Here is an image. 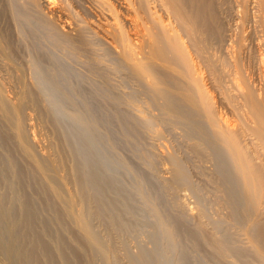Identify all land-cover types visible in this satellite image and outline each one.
I'll return each instance as SVG.
<instances>
[{
  "label": "bare ground",
  "instance_id": "obj_1",
  "mask_svg": "<svg viewBox=\"0 0 264 264\" xmlns=\"http://www.w3.org/2000/svg\"><path fill=\"white\" fill-rule=\"evenodd\" d=\"M1 23L14 25L13 30H0V255L7 264H95V258L100 264H152L150 248L120 257L102 240L100 229L110 237L122 220L113 193L116 185L96 180L97 164L93 170L84 163L86 157L79 161L85 146L83 151L69 140L62 125L75 122L84 136L86 117L97 112L90 96L99 93L103 101L117 103V90L113 92L117 84H110L111 76L119 72L125 73L123 80L137 82L135 90L122 93L121 88L119 97L126 106L140 113L143 105L155 111L140 117L146 129L158 133L162 124L178 129L191 152L214 159L215 164L208 163L214 164L222 198L240 212L244 234L264 264V0H0ZM26 23L38 24L43 37L38 40L48 41L54 53L43 52L47 42L41 50L39 45L32 50L33 41L28 39L34 35L27 39V31L34 26L28 30ZM36 44L42 45V40ZM82 48L93 54L84 64L107 69L100 74L103 83L98 88L69 63L70 54L82 60ZM21 49L28 56L27 71L18 62ZM29 106L46 126L49 123L47 127L52 125L63 169L55 153L48 152L54 138L45 152L37 154L41 140L31 135L32 125L29 122L26 129L24 121ZM107 112L99 115L120 113L114 108ZM175 155L166 151L160 156L176 169L177 177L182 168ZM59 167L64 170L61 177ZM173 177L165 181L172 183ZM66 184L72 186L68 196L62 191ZM226 249L218 248L216 255L242 264ZM155 258L160 264L175 261L159 254Z\"/></svg>",
  "mask_w": 264,
  "mask_h": 264
},
{
  "label": "rangeland",
  "instance_id": "obj_2",
  "mask_svg": "<svg viewBox=\"0 0 264 264\" xmlns=\"http://www.w3.org/2000/svg\"><path fill=\"white\" fill-rule=\"evenodd\" d=\"M5 24L6 25L8 24V25L6 26ZM5 24H3V23L0 24V25H2V27L0 26V30L2 28L3 29L7 28V29L13 30L14 25H12L11 23H10L11 25L9 23H5ZM27 24H28L27 29L28 28L31 29V27H32L31 24H33V23H31V24L26 23V25ZM29 25H31V27H29ZM35 25H38V24H35ZM35 25L33 24V26L35 28L32 27L35 30L31 29L32 30L31 33L29 31H27L29 33V34L26 33L28 35L27 39H28L29 35L30 36L34 35L35 37H37L35 39V37L32 36V37H30L31 40H30V38L28 40L30 41V43L32 41L33 42L36 41L35 43H33V42L31 43V47L39 45L38 48L41 50V48H43L45 46L46 42L48 45H49V43H48V41L45 42V40L40 39V37L38 40V36H41L42 30L39 28V26H35ZM4 26H6V27H4ZM23 26L24 27H22V28L25 30V24L24 23H23ZM37 27H38V29H37ZM3 29L1 31H3ZM38 30H40V32H38ZM33 31L34 32L36 31V35ZM37 32L40 35H38ZM41 38H43V37L41 36ZM41 40H42V45L36 44V43H40ZM48 45H46V48L50 46V45L49 46ZM31 47L29 49H31ZM35 48H37V47L32 48V50ZM46 48H45V50L42 49L45 54L46 53L47 54L54 53V48L52 49L51 46L49 48H47V50H46ZM49 49H51V51H53V52H49ZM82 49H84V48H82ZM82 49H81V51H82L81 56L83 54L82 60L80 61V58L79 59L77 58L78 59V61H77V59L73 58L74 56H72V54H70L71 58H70L69 63H71L72 66L75 63L73 67L77 68L76 71L82 72L83 75H85L87 78H89L87 80L89 82L91 81V84L94 83V85L97 86V88H98L99 86L102 85L101 83H103L102 82L103 80L102 79L100 80V78H102L103 73L105 74V72H107L106 71L107 69L105 68V65L104 66L102 65L103 67L101 65L100 66L94 65L95 66L94 67L93 65L87 66L86 63L84 64L83 63L84 61H86V60L88 61L89 59L91 60V58H93L92 57L93 54L88 48H85L84 52ZM86 49L88 51H86ZM20 53L21 54H20L19 58L21 57L22 60H20L21 59L20 58V59H18V62L19 61H20L19 63L23 62V68H24V70L27 71V69H29V64L27 63V59H26L28 56H26L24 54L23 49H21ZM85 58H86V60H85ZM0 60H1V58H0ZM90 62H91V64H93L92 61H90ZM27 64H28V66H27ZM91 64L89 63V65H91ZM98 72H99V74H98ZM101 73H102V75H100ZM28 74L29 73H26L27 78H28ZM124 76H125L124 72H122V73L119 72V74H116V75L114 74L113 76H111L112 80H111L110 85L113 86V85H115V83L117 85H119V86L115 85L113 88V89H115L113 91L114 93L116 90L119 92L118 93L116 91V93L118 95L115 94L116 99L119 98L117 103L112 104L113 103L112 101L109 103L107 101H103V98L101 97V95L99 93H97L98 95L93 94L90 96V97H92V99H91L92 102H90L91 108L95 112L97 111L96 112L97 115L95 113V117H94V115L91 116L92 119L90 117H86V119L88 121L85 119L86 122H84V124L86 125V123H88L86 125V127L88 129L86 131L84 130V134H83L84 136H82L83 130L81 131L80 128H76L74 126L75 122L74 123L72 121L69 122L68 121L69 119L66 118L68 122L63 121V123H62V125L65 123L64 124L65 127L63 126V128L65 129V133H67L66 135H69V137L72 138V139L69 138V140H71V141L74 140L73 143L74 144L76 143L78 146L80 145L81 149L83 148L82 146H85V148H86V149L83 148L86 151H84L82 149L85 153H78V155L84 154V155H79L80 158L77 156L79 161L80 162L83 161V159H81V157L84 156L87 159L83 157L84 160H86L85 162L84 161L83 162L87 163V164L89 162L90 163L89 165L92 166V168L97 164L96 168L94 167L95 168L94 173H96L97 175H98V173H100L99 175H101V173L102 174L104 173V174H103V176H99V175L97 176L96 175L97 176L96 180L101 181L103 179L102 184H104V183L106 184V182H110V183H108V185L109 184L111 185L113 183L112 185L114 186V188L116 185V189L113 193L116 194L115 197L116 196L118 197V205L117 206L120 208H116L117 212H120L122 210L121 213L117 214V215H119V217L121 216L120 218L122 220L120 222L122 223V221H123V223H122L123 226L119 222L118 223L119 225L117 227L118 230L115 233H113V235H111L110 237L105 236L104 234H106V233L104 231H102L103 229L99 228L101 230V232L104 233V234L101 233V235L99 233L101 238L104 237V238H102V240L104 242L106 241V245L111 246V248H112L111 253H113V251H114L115 252L114 254L116 256L120 255V257H121L122 255L127 254V252L134 255L136 252L139 251V249H141V250L146 249L147 250L150 248V252L152 253L151 255H153V256H150L151 258L150 257L149 258H150L152 264L156 260L155 257H158V254L160 256H163V257L165 256L166 258H168L170 260L175 259V261H176L177 258L179 260L181 259V261H180L181 264H229L231 262L230 259H227L228 261L225 262L226 259L220 258L219 256L216 255L218 248L223 247V249H226V248L228 249V247H229L228 250L232 251V253L234 252L233 253L234 257L237 258V260H239L242 264H245V263H247V264H249V263L250 264H257V263L261 264L263 262V260L261 258H260L261 260H259V257L257 258L256 254L254 253L255 251L250 247L251 245L249 244V241L247 240L248 239L247 236H245V234H244V230L246 228V223H244L245 221L240 218V216H239L240 212L234 211V208L231 207L230 205H228L227 203H225L224 198H222L223 197L222 193H221L222 188L220 189L221 185L219 186L220 183L218 181V177H216L215 173L213 172L214 171L213 165L215 164L214 159L212 157L210 159L207 156H204L200 153L198 154L197 153L198 150H193L191 152V149H193V148H191L189 145L188 146L190 148L187 146V142L184 139H182L181 135H179V134H181V131H179L178 129L177 130L172 129L170 126H167L165 124H162L156 128L159 131L158 133L146 129L145 126L141 123L140 117L150 116L151 113H152L151 115H153V114H155V111L153 112V110L151 111V109L147 110V108H145L144 105L143 106L141 105L142 106L141 107L142 113H140V111L137 110L138 111L137 112L131 108H128V106H126L124 100H122V98H120L121 94L124 92V89H126V91H129L132 89L135 90L137 87V82L135 81L136 83H134L131 81L134 79L123 80ZM112 77H114V78H112ZM90 78H91V80H90ZM122 81L123 82L126 81V82L123 83ZM127 82L129 84H127ZM115 87L116 88L118 87V88L116 89ZM121 88L123 90L122 93H121ZM5 92L6 93L9 92V90L7 89V90H5ZM7 94L9 95V93H7ZM138 97H140V99ZM136 99L141 101V100H143V96L141 94H136ZM93 101H95V102H93ZM96 102H97V104H95ZM119 102H120V104H119ZM121 102L124 104V106ZM98 106L102 107L103 109L99 108ZM112 107L117 112L118 111L120 112V113L118 112L119 115H115V116L109 115V117L106 116L105 118L101 117L99 115V112L108 113L107 110L113 109ZM29 108L33 109L30 106L26 109L28 110ZM26 109L24 111V117L26 118V119L24 118L25 119L24 121H26L25 122L26 123L25 124L26 129H27L28 123L30 122L29 124L32 125V129H30L31 135H33L32 133H34V135H36V138L38 139V141L39 140L42 141V142L39 141V144H41L39 149L36 148V150H37L36 152H38L37 154L40 155V153H43L46 151V150H44V148L46 146L50 145V143L54 139L55 140L53 141V143L55 141L57 142L56 137L55 138L52 137V136H55V133H54V130L51 129L52 128L51 124H50V127H47L49 125V123L46 126L45 125L46 122H44L45 121L44 119H40V117H38L35 114V112H33V110L32 111L31 110L26 111ZM144 112H145V114H144ZM25 114H26V116H25ZM120 114L122 115V117ZM128 116H130V117H128ZM102 119H105V120H102ZM89 122H90V124H89ZM93 122H94V124H93ZM98 123L100 126L98 125ZM44 126H45V128H44ZM76 126L78 127L79 125L77 124ZM93 126H96V127L94 128ZM48 128L50 131L47 130ZM104 128H106V129H104ZM67 129H68V131H67ZM76 129L77 130L79 129L82 133L80 131L77 132ZM88 130H90V131H88ZM172 130H174V131H172ZM104 131H105V133H104ZM50 132H53L54 134H52V136H51ZM72 132H74V133H72ZM85 132H87V133H85ZM27 133H29V132H27ZM97 133H99V134H97ZM106 133H108L107 134L108 136L104 135ZM49 134L51 137L49 136ZM93 134H96V135H93ZM100 135H102V136H100ZM94 136H95V139H94ZM78 137H79V139H78ZM50 138L51 139L54 138V139L51 140ZM74 138H76V140H78V141H80V140H82V141H80V143L77 141L75 142ZM85 139L87 140V142ZM110 139H111V143H109ZM83 140H84V142H83ZM106 141L109 144H107ZM56 142H55V144L51 143L50 146H52V145L53 146L49 147V149L50 148H53V149H52V151L50 149L48 152H50L51 155L52 154L54 155V153H55L54 157L58 160L59 164L63 165V166L60 165L61 169H63L65 162H64V160L62 161L63 157L60 155L61 153H59L60 152L59 149H55V148H57V145H58V143H56ZM201 147H204V145ZM53 150H54V152H53ZM90 151H92V152L90 153ZM166 151H169L170 153L172 152L174 155L176 154L179 157L178 158L175 155L176 158L178 159V161L180 160L179 164H180V168H182L181 169L182 170L181 175H178L176 177V175H175L176 169L173 166H171V164H169L170 162H168V160L165 161L164 158H161V156H160L161 152H166ZM194 151L196 152L195 154H194ZM214 151L216 153H219V150L216 149L215 147H214ZM57 152L60 156H58ZM141 152H143V153L140 154ZM16 156H17V154H16ZM16 156L14 155L13 159H15ZM96 156H98L99 158H97ZM17 157H16V160L19 158V157L18 158ZM58 157H61V158H58ZM206 158H208L209 160ZM60 159H61V161H59ZM90 161H92L93 163H91ZM208 161H210V163H214V164H210V163H208ZM102 164L105 166H103ZM89 165H87V167ZM198 165H199V167H198ZM98 166H100V167L98 168ZM102 166H103V171H102ZM60 167H59V170H60ZM94 168H93V170H94ZM183 169H184V171H183ZM133 171H135V173L139 174L138 177H140V178L136 179V177L134 175L135 173ZM59 172H60L59 177H61L63 175L64 170H60ZM184 173H186V174H184ZM205 174H206V176H205ZM173 175H174V177H176V179L172 181V183H174V184H172L170 181H167V182L165 181L167 178H169L171 180ZM101 177H104V178H101ZM182 178H185L184 179L185 182L183 181ZM104 179L106 180V182ZM209 180H211V181H209ZM215 181H216V183H215ZM163 183L164 184L166 183V185H164ZM215 184L217 186H215ZM170 185H171V187H170ZM71 187L72 186L66 184V186H65L66 189L64 190L62 188V191L65 192V194L62 192L64 196L66 194L68 196L67 192H69L72 189ZM144 188H146V190H149V191L146 192V190ZM170 188H171V190H170ZM116 190H117V192H116ZM136 190L138 192H140V194ZM148 192H149V194H148ZM144 194L146 196L145 198H144ZM65 198H68V197H65ZM119 209H120V211H118ZM229 213H230V215H229ZM93 221H94L93 224L95 226H97L98 225L97 220H93ZM156 221H158L159 223ZM242 221H244V222H242ZM124 222H125V224H124ZM161 224H162V227H161ZM165 225L167 227H165ZM119 226H121V228H119ZM97 227L95 228L96 230H97ZM101 227H103V226H101ZM163 227L165 228V230ZM100 230H99V232H100ZM165 232H166V234H164ZM221 244H222V246H221ZM223 245H225V248ZM156 253H157V256L156 255L154 256V254H156ZM0 256H1L0 257L1 260L4 259V260L0 261L1 264H3L5 261V258L2 257V255H0ZM158 259L159 258H157L156 261L159 263ZM178 259L176 262L174 260H173V262H170V261L169 262H170V264H180ZM229 260H230V262H229ZM6 262L7 261H5L4 264H7ZM157 262H155V263L157 264ZM169 262L166 264H169ZM95 264H100L98 258H95ZM162 264H165V263H162Z\"/></svg>",
  "mask_w": 264,
  "mask_h": 264
}]
</instances>
